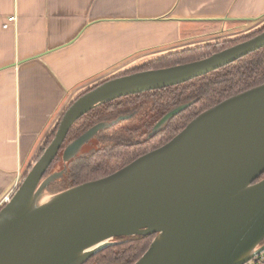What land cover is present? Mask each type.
<instances>
[{
	"label": "water",
	"instance_id": "water-1",
	"mask_svg": "<svg viewBox=\"0 0 264 264\" xmlns=\"http://www.w3.org/2000/svg\"><path fill=\"white\" fill-rule=\"evenodd\" d=\"M262 47L264 30L199 60L126 73L148 60L132 65L80 93L0 206V264H85L114 238L134 235L154 237L133 264H244L264 251V82L203 110L166 143L113 173L45 199L66 164L105 127L98 122L63 145L80 117L120 97L187 82ZM186 106L167 111L151 134Z\"/></svg>",
	"mask_w": 264,
	"mask_h": 264
},
{
	"label": "crops",
	"instance_id": "crops-1",
	"mask_svg": "<svg viewBox=\"0 0 264 264\" xmlns=\"http://www.w3.org/2000/svg\"><path fill=\"white\" fill-rule=\"evenodd\" d=\"M263 16L264 0H0V206L84 89Z\"/></svg>",
	"mask_w": 264,
	"mask_h": 264
},
{
	"label": "trees",
	"instance_id": "trees-1",
	"mask_svg": "<svg viewBox=\"0 0 264 264\" xmlns=\"http://www.w3.org/2000/svg\"><path fill=\"white\" fill-rule=\"evenodd\" d=\"M261 30H264V26L261 27ZM248 34L250 33L241 37L218 41L204 46L187 48L173 54H168L141 65L132 71L158 69L199 60L223 48L238 43L255 33H251V35ZM263 82L264 47L210 73L191 79L190 81L162 89L127 95L93 108L70 127L67 140L81 133L97 121L100 116L117 111L121 107L145 103L149 115H151L153 119H158L168 109L183 102L186 98H195L193 104L171 119L159 133L145 140L142 144L124 146L113 145L104 147V149L100 150V153L95 152L93 154H88L87 161L78 167L73 177L67 178L63 175L58 180L62 185L60 190L110 174L129 163L140 154L160 146L171 139L193 117L203 110L231 95ZM58 122L53 130L46 136L34 161L39 158L44 148L53 138ZM51 170L52 167H49L46 173H49ZM262 176H264V173ZM153 237L154 235L116 237L113 241L117 243L111 244L99 251L85 264H133L149 246Z\"/></svg>",
	"mask_w": 264,
	"mask_h": 264
},
{
	"label": "flooded vegetation",
	"instance_id": "flooded-vegetation-1",
	"mask_svg": "<svg viewBox=\"0 0 264 264\" xmlns=\"http://www.w3.org/2000/svg\"><path fill=\"white\" fill-rule=\"evenodd\" d=\"M264 26V25H263ZM262 26V27H263ZM263 30H261V28L258 29V31H254L252 32L255 33L254 35L246 38L249 39L255 35H257L258 33L262 32ZM248 35H251L248 34ZM244 39V40H246ZM241 40V41H244ZM239 41V42H241ZM238 42V43H239ZM236 44V43H235ZM234 45V44H233ZM232 46V45H230ZM229 47V46H228ZM227 48V47H226ZM263 48V47H262ZM225 49V48H223ZM261 49V48H260ZM259 50V49H258ZM257 51V50H256ZM218 52V51H217ZM255 52V51H254ZM215 53V52H214ZM253 53V52H252ZM242 58V57H241ZM219 69V68H218ZM135 71H139V70H135ZM135 71H129L126 73H131V72H135ZM210 73V72H209ZM200 77V76H199ZM190 81V80H189ZM195 102V98H186L183 102L179 103L178 105L181 104H187V106L180 111L179 113H177L176 115L172 116L159 130H157V132H155L154 134H151L152 132V128L153 126L156 124V122L170 109L178 106L175 105L174 107H171L170 109H168L164 114H162L158 119H153L151 115H149V113L147 112V106L145 105V103H140V105H132V106H127V107H121L120 109H118L117 111L111 112V113H107L105 115H102L98 118L97 121H95L93 124H91L89 127H91L92 125L98 123V122H103L105 123V127H103L102 129H100L93 138H95L97 140V145H91V147H89L88 150L79 153L77 156H75L73 159H71L67 164H66V170L64 172V176H66L67 178H71L76 174V170L78 169V167H80L81 165H83L86 161H87V157L88 154H93L95 152L100 153L101 149H104V147H110L113 145H118V146H124V145H139L142 144L145 140L153 137L154 135H156L157 133H159V131H161V129L174 117H176L178 114H180L181 112H183L186 108H188L191 104H193ZM139 113H143L144 115L147 116V122H146V129L145 131L140 135H134L133 133L136 132V130L134 129H129V125H125V124H121L123 122H130L133 121L135 119V116ZM89 127H87L86 129H88ZM85 129V130H86ZM70 130V129H69ZM85 130H83L82 132H84ZM81 132V133H82ZM116 132V133H114ZM81 133H79L78 135H80ZM178 133V132H177ZM78 135L74 136L72 139H74L75 137H77ZM69 137V131L67 133V136L65 138L64 144L68 143L69 141H71L72 139H68ZM170 140V139H169ZM167 142V141H166ZM165 142V143H166ZM164 144V143H163ZM161 146V145H160ZM159 147V146H157ZM155 147V148H157ZM153 148V149H155ZM150 149V150H153ZM148 150V151H150ZM146 151V152H148ZM144 152V153H146ZM142 153V154H144ZM140 154V155H142ZM139 155V156H140ZM138 157V156H137ZM136 157V158H137ZM135 159V158H134ZM133 159V160H134ZM58 161V158H55L54 161L52 162V164L50 165V167H54L55 166V162ZM132 161V160H131ZM130 161V162H131ZM128 164V163H127ZM126 165V164H125ZM123 165V166H125ZM122 166V167H123ZM121 168V167H120ZM119 169V168H118ZM116 169V170H118ZM115 170V171H116ZM114 172V171H113ZM111 172V173H113ZM110 173V174H111ZM109 175V174H107ZM105 175V176H107ZM104 177V176H102ZM101 178V177H100ZM98 179V178H97Z\"/></svg>",
	"mask_w": 264,
	"mask_h": 264
},
{
	"label": "rangeland",
	"instance_id": "rangeland-1",
	"mask_svg": "<svg viewBox=\"0 0 264 264\" xmlns=\"http://www.w3.org/2000/svg\"><path fill=\"white\" fill-rule=\"evenodd\" d=\"M213 25H216V26H214L213 28ZM213 25L211 27H208V25H205L202 28V30H200L199 32L196 31L193 34L194 35L193 40L195 41V43H199L198 45H203V44L207 45V43L211 44V43H215L218 41H225V40H229L232 38L241 37L247 33H252L264 25V16L260 18L259 20L235 21V22L219 21ZM198 45L197 47H199ZM147 62H150V61L148 60ZM100 81H98L97 83H99ZM97 83H95L94 85H96ZM85 90L87 89H84V91ZM146 120H147V116L144 115L143 113H139L135 116V119L133 121L123 122L121 124L129 125L130 130L131 129L136 130V132L133 134L135 136L136 135L140 136L146 129L145 127L146 122H147ZM91 145H97V140L95 138H92L90 141H88L87 143L83 145L82 152L88 150L89 147H91ZM55 163L57 164L59 163V161ZM61 188H62V185L60 181H55L54 183H52L48 187V191H47V195L45 196V199L51 194V192H55L57 190H60Z\"/></svg>",
	"mask_w": 264,
	"mask_h": 264
},
{
	"label": "built area",
	"instance_id": "built-area-1",
	"mask_svg": "<svg viewBox=\"0 0 264 264\" xmlns=\"http://www.w3.org/2000/svg\"><path fill=\"white\" fill-rule=\"evenodd\" d=\"M9 196L4 198L3 203L8 200ZM244 264H264V251H262L259 254L255 255L253 258H251L249 261H247Z\"/></svg>",
	"mask_w": 264,
	"mask_h": 264
},
{
	"label": "bare ground",
	"instance_id": "bare-ground-1",
	"mask_svg": "<svg viewBox=\"0 0 264 264\" xmlns=\"http://www.w3.org/2000/svg\"><path fill=\"white\" fill-rule=\"evenodd\" d=\"M24 177V176H23Z\"/></svg>",
	"mask_w": 264,
	"mask_h": 264
}]
</instances>
